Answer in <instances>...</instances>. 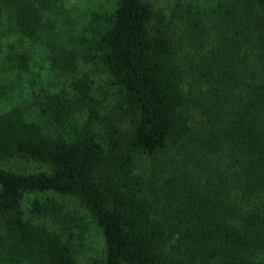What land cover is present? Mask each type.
<instances>
[{
	"label": "trees",
	"instance_id": "trees-1",
	"mask_svg": "<svg viewBox=\"0 0 264 264\" xmlns=\"http://www.w3.org/2000/svg\"><path fill=\"white\" fill-rule=\"evenodd\" d=\"M167 2L0 0V264H264V0Z\"/></svg>",
	"mask_w": 264,
	"mask_h": 264
},
{
	"label": "rangeland",
	"instance_id": "rangeland-1",
	"mask_svg": "<svg viewBox=\"0 0 264 264\" xmlns=\"http://www.w3.org/2000/svg\"><path fill=\"white\" fill-rule=\"evenodd\" d=\"M75 1L76 0H66V4L68 7H72L75 4ZM153 1H155L156 5H160V6H163L166 3H168L167 0H153ZM81 10H82V8H81ZM81 17H82V15H81ZM92 75L96 81V85H98L99 83L102 82L101 80L103 79V76L100 73L93 72ZM7 107L8 106L5 105V108H7ZM36 197L37 196H35V195L27 196L26 202L23 204L24 210L26 213V218L32 220L33 222H37V219L32 217L30 212H29V202ZM39 197L38 198L41 200L46 198V197L52 198V199L58 201L59 203L63 204L65 206L66 210L71 211L78 216L84 217V215H85V211L83 210L81 205L78 204L72 198L63 197V196L56 195V194H46V195L44 194V195H40ZM100 251H101L100 237H99L97 231L93 227H91L90 231L85 236L84 248L82 250H80L79 264H90V260L95 258L99 254Z\"/></svg>",
	"mask_w": 264,
	"mask_h": 264
}]
</instances>
